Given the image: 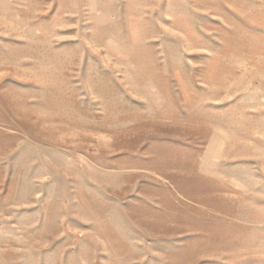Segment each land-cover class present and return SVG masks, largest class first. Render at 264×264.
<instances>
[{"label": "rangeland", "instance_id": "1", "mask_svg": "<svg viewBox=\"0 0 264 264\" xmlns=\"http://www.w3.org/2000/svg\"><path fill=\"white\" fill-rule=\"evenodd\" d=\"M0 264H264V0H0Z\"/></svg>", "mask_w": 264, "mask_h": 264}]
</instances>
